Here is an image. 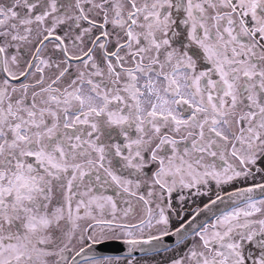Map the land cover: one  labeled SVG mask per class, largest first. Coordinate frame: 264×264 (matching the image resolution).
Instances as JSON below:
<instances>
[{
  "label": "snow or ice",
  "instance_id": "obj_1",
  "mask_svg": "<svg viewBox=\"0 0 264 264\" xmlns=\"http://www.w3.org/2000/svg\"><path fill=\"white\" fill-rule=\"evenodd\" d=\"M0 264H264V0H0Z\"/></svg>",
  "mask_w": 264,
  "mask_h": 264
},
{
  "label": "flooded vegetation",
  "instance_id": "obj_2",
  "mask_svg": "<svg viewBox=\"0 0 264 264\" xmlns=\"http://www.w3.org/2000/svg\"><path fill=\"white\" fill-rule=\"evenodd\" d=\"M172 239L174 240V238ZM121 248H122V245H120L118 242H112V243H109L103 246L102 250L107 254H113V253L119 252V251H116V249L120 250Z\"/></svg>",
  "mask_w": 264,
  "mask_h": 264
},
{
  "label": "water",
  "instance_id": "obj_3",
  "mask_svg": "<svg viewBox=\"0 0 264 264\" xmlns=\"http://www.w3.org/2000/svg\"><path fill=\"white\" fill-rule=\"evenodd\" d=\"M120 250H121V249H120ZM120 250L116 249V251H120Z\"/></svg>",
  "mask_w": 264,
  "mask_h": 264
}]
</instances>
